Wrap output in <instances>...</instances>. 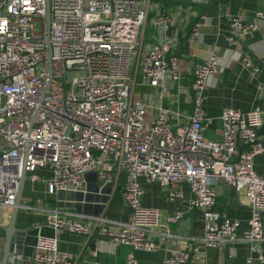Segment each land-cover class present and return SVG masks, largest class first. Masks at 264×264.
I'll return each mask as SVG.
<instances>
[{
    "label": "built area",
    "instance_id": "2783aa9c",
    "mask_svg": "<svg viewBox=\"0 0 264 264\" xmlns=\"http://www.w3.org/2000/svg\"><path fill=\"white\" fill-rule=\"evenodd\" d=\"M47 1L0 0V209L15 208L23 172L34 181L38 170H49L50 196L82 192L86 176L96 173L103 186L123 183V199L131 209L128 222L95 217L86 223L68 211L22 207L45 212L47 225L56 232L155 252L172 235L161 231L160 211L142 205L143 183L159 184L171 199L182 197L181 185L186 184L191 192L186 210L168 216L166 223L200 212L202 236L191 238L187 249L166 246L164 264L202 262L205 249L238 243L249 246L247 264H264V177L254 169V159L264 154V140L257 133L264 110L228 109L221 117L222 142L205 136L210 121L205 94L223 57L211 52L195 68L188 114L159 107L149 117V106L134 100L137 77L141 72L149 86L171 97L182 77L174 54L177 38L169 35L178 19L151 0H49L48 27ZM152 13L155 42L144 47L140 34ZM208 21L201 17L189 42L196 41ZM255 33L264 34V12L252 19L234 17L229 46ZM240 56L264 90V57L256 62L250 54ZM172 118L178 122L172 124ZM219 180L248 200L249 227L240 236V222L214 210ZM35 249L36 264H79L59 251L55 237H38ZM127 262L137 264L133 254Z\"/></svg>",
    "mask_w": 264,
    "mask_h": 264
},
{
    "label": "crops",
    "instance_id": "0c3cea01",
    "mask_svg": "<svg viewBox=\"0 0 264 264\" xmlns=\"http://www.w3.org/2000/svg\"><path fill=\"white\" fill-rule=\"evenodd\" d=\"M150 3L152 6L159 5L168 14L178 19L169 35L177 38L178 44L174 54L179 59L182 77L174 84L171 97H163L157 89L146 83L143 74L139 72L134 100L149 106V117L155 116L159 107L171 110L173 113L188 114L191 107L186 100L193 83V72L211 52H216L223 57V67L205 94V116L210 120L205 136L209 141L222 142L221 117L225 111L234 109L249 112L257 108L264 110V90L259 89L260 78L257 79L244 67L240 56V54H250L254 61H261L264 57V34L255 33L245 37L233 48L228 43L230 20L238 16L252 19L254 14L264 12V0H213L209 4H204L201 0H151ZM203 15L209 21L200 28V36L196 41L191 43L188 39L192 28ZM153 16L154 13L150 15L146 27L140 34V41L144 47L155 42ZM143 52H145L144 48ZM134 63L138 64L137 61ZM177 122V119L172 118V124ZM257 133L258 137L264 140V114L263 125ZM241 147L242 150L249 148L247 145H241ZM254 169L259 176L264 177V154L254 159ZM33 176L36 178L34 181L29 176L26 182L22 206H40L45 210L68 211L75 218L84 220L86 223L91 222L95 217L117 222L129 220L131 209L123 199L122 182L103 186L97 174L90 173L86 176L84 191L50 196L46 192L47 181L51 176L50 171L40 169ZM143 185L145 194L142 205L158 209L161 214V231H168L172 235V238L164 241L163 249L155 252L134 251L133 247L128 245L113 247L105 240L97 241L96 248L92 249V242H89L86 237L68 231L56 232L49 227L45 212H30L21 207L16 226L20 231L30 229L25 240L23 256L29 258L32 261L31 264H36L33 262L36 241L38 237L44 236L57 238L59 251L69 254L79 264H128L127 257L131 254L136 258L137 264H164L167 255L166 246L170 249L179 248V246L187 249L193 244L191 238L199 239L202 236L201 213H186L181 221L168 226L166 223L168 216L174 215L178 210H186L191 198L189 186L181 185L183 196L171 199L159 184L143 183ZM215 189L218 200L214 210L224 212L231 220H238L240 228L237 234L240 236L249 227L251 216L245 194L237 193L224 180L217 181ZM12 213L13 209H0V259L6 244L5 229L10 225ZM204 253L206 255L204 261L191 264H247L251 256L249 246L240 243L226 244L218 249H205Z\"/></svg>",
    "mask_w": 264,
    "mask_h": 264
},
{
    "label": "water",
    "instance_id": "95a60500",
    "mask_svg": "<svg viewBox=\"0 0 264 264\" xmlns=\"http://www.w3.org/2000/svg\"><path fill=\"white\" fill-rule=\"evenodd\" d=\"M45 20L47 22L48 27H50L51 14H50L49 0L47 1V11H46ZM28 178L29 176L26 174V172H23L20 189L17 195L16 206L13 209V213L11 216V222L9 227L5 229L6 244H5L3 256L0 259V264H31L32 262L29 258L23 256L25 240L27 237L28 230L30 229H27L25 231H20L16 226L18 215L22 207L24 190ZM61 193H65V192H60L57 195H60ZM99 240L107 241L106 239H97L93 241L91 245L92 249L96 248V243Z\"/></svg>",
    "mask_w": 264,
    "mask_h": 264
},
{
    "label": "rangeland",
    "instance_id": "374dc122",
    "mask_svg": "<svg viewBox=\"0 0 264 264\" xmlns=\"http://www.w3.org/2000/svg\"><path fill=\"white\" fill-rule=\"evenodd\" d=\"M37 28L39 29V25L37 26Z\"/></svg>",
    "mask_w": 264,
    "mask_h": 264
}]
</instances>
